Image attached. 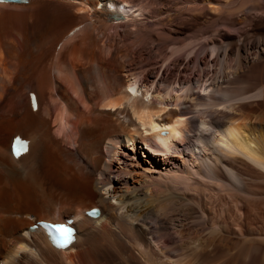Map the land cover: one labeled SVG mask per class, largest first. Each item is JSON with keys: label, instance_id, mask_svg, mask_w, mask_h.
Listing matches in <instances>:
<instances>
[{"label": "bare ground", "instance_id": "bare-ground-1", "mask_svg": "<svg viewBox=\"0 0 264 264\" xmlns=\"http://www.w3.org/2000/svg\"><path fill=\"white\" fill-rule=\"evenodd\" d=\"M181 1L0 2L2 264L204 260L210 251H198L201 242L190 237L189 244L182 239L183 231L172 237L165 230V210L176 203L173 198L179 205L190 201L197 207L205 196L229 198L241 227L245 212L236 197L245 193V182L236 164L243 162L264 175V85L239 74L248 71L247 65L249 71L260 65L264 39L249 48L242 43L240 26L234 28L237 42L223 39L216 28L208 32L213 25H233L230 19L218 21L232 8L224 0H189L186 6ZM250 1L245 14H264V0ZM167 2L170 6L162 9ZM242 5H233L239 25ZM200 13L216 16L197 28ZM152 48L159 60H151L147 52ZM249 49L256 57L252 62L246 57ZM207 53L211 59L205 62ZM204 64L212 66L208 78ZM221 84L241 86L237 90ZM201 86L220 96L200 100L192 90ZM194 110L190 124L203 130L191 124L194 129L187 134L186 115ZM15 134L28 140L27 151L18 158L9 152ZM183 137L196 158L192 163L202 169L198 174L210 183L194 180L193 172L181 167L147 180L119 157L123 153L118 147L137 141L163 154L176 153L172 145ZM211 165L220 172H213ZM91 206L99 208L97 218L83 214ZM66 217L74 218L75 240L63 250L52 247L39 228L28 229L35 220ZM149 235L162 243L159 252ZM218 242L228 247L226 240ZM218 247L214 245L213 254L219 253ZM256 256L251 258L256 261Z\"/></svg>", "mask_w": 264, "mask_h": 264}, {"label": "rangeland", "instance_id": "rangeland-1", "mask_svg": "<svg viewBox=\"0 0 264 264\" xmlns=\"http://www.w3.org/2000/svg\"><path fill=\"white\" fill-rule=\"evenodd\" d=\"M187 1V2H186ZM189 0H183L181 1V5H188ZM226 4L230 7L232 5V8L229 10H224V14H220V16L224 17V19L220 20H226L230 19L233 22V25L230 28H222L219 24L213 25L211 29H208V32L214 31L215 28L217 29V33H220L219 36L223 39H228L231 42H237L238 34L234 31L239 26L242 28L241 30L244 32L241 36L242 43L245 44V46L251 48L252 45H255L254 43H257L264 39V14L259 13H252L251 15L245 14V11L250 8V6L253 4L250 0L246 1L243 5L244 0H224ZM229 1V2H228ZM230 3V4H229ZM233 5L243 7L241 8L244 12L240 16L242 17V22L239 25L236 23L238 14L236 15V11L233 9ZM170 6V3H164L161 5L162 9H166ZM240 9V10H241ZM223 13V12H222ZM155 13H153L154 15ZM219 14V13H218ZM152 15V18L155 16ZM203 15V16H202ZM206 15V16H205ZM198 14V18L196 20L197 28L201 25L203 26L204 21L208 19V14ZM247 15V16H246ZM216 14L211 16L214 18ZM209 17V19L211 18ZM228 17V18H227ZM151 18V17H150ZM151 18V19H152ZM205 18V19H204ZM234 20V21H233ZM208 21V20H207ZM203 23V24H202ZM215 26V27H214ZM191 26L189 25V28ZM235 28V29H234ZM203 30V29H202ZM229 30V31H228ZM203 32L207 34V31ZM201 33V31H199ZM259 40V41H258ZM259 48H262L261 46ZM254 50L249 49L247 53V61L252 62L251 60L255 59V55L253 54ZM148 54L150 55V58H152V61H156L160 59V54L157 53L155 49H149ZM211 55L207 53L205 62L211 59ZM259 62L260 65L257 67L252 68V70L249 71V65L245 67V70H248L246 73L241 72L239 75L240 77L244 78L246 75L247 82L249 83H256L257 86L264 85V54L259 55ZM192 65V64H191ZM204 67V72L206 73V78L211 76V73L209 71L212 70V66L210 64H204L202 65ZM217 68V66L215 67ZM206 70V71H205ZM249 72V73H248ZM189 73V70L187 72L182 73L181 79ZM122 76L124 75V71H121L120 73ZM260 74V78L258 80ZM209 83V81L207 82ZM206 83V84H207ZM235 87L237 90L241 86V84H221L220 87L226 88V87ZM207 88L201 86V87H195L193 88V92L195 93V96H199L200 100L208 99L211 97H218L220 94L212 93L210 91L205 92ZM235 89V90H236ZM199 94V95H198ZM208 97V98H207ZM193 102V101H192ZM251 106V105H250ZM251 108V107H250ZM247 109V111L252 112L251 110ZM254 108V107H253ZM193 112V113H192ZM189 112L186 115V127H188L186 133L192 134V129H194V126L196 124L193 122L194 126L190 124V120L195 119L196 117V111ZM189 117V118H188ZM187 124L189 125L187 126ZM198 131H202L203 128L196 126ZM191 132V133H190ZM138 140V139H137ZM186 139L181 138L179 141H174V145H172L173 150H177L178 152H169L168 154H163L158 151L150 149V147L144 142L137 141L134 145H122L121 147H118V152L123 153V155L119 156L123 159L126 158V162L128 164L129 168H134L139 172L138 174L142 177H147V180H151V178L158 177L159 174L165 175L170 174L169 172H173L176 168H182L183 170H186L185 172H193L192 176L194 177V180L197 179L204 183H210V179L201 178V176L198 174V170H202L199 168L198 165H196V158L189 153V149L186 148ZM175 146V148H174ZM181 152V153H179ZM194 157V158H193ZM195 159V160H193ZM196 162V163H192ZM118 165L122 167V162H118ZM237 167L241 168L242 170V179L245 183L242 184L241 188L245 189V193H242L240 195V192L237 193L236 199L240 200L238 202V205L241 206V210L245 212V215L243 217V224L240 228H238V224L240 223L239 216L237 214V208L232 206L231 200L229 198H216V196L212 195V198L214 199H208L205 196L202 200H200V204L197 207V204H194L192 202H184L183 205L178 204V199L173 198V201L176 203L169 206L167 210H165L166 213V222L164 223L165 230L169 232L172 237H180L179 231H183L185 242L189 243L193 240H196V243H200L199 248H197L198 251L201 252H209L210 256L205 258L204 260L195 261L194 264H264V175L255 171L254 169L248 165H243V162H237ZM212 166V165H211ZM250 168V169H249ZM195 170V171H194ZM212 170H215L213 172H220V167L217 169L213 168ZM144 173V174H142ZM189 174V173H188ZM146 175V176H145ZM205 175V174H204ZM138 176V177H140ZM141 177V178H142ZM131 182V180H130ZM129 182V183H130ZM202 192V187H200ZM206 192V191H205ZM238 196H241V199H239ZM201 198V197H200ZM218 199V200H217ZM111 202H115L114 199H110ZM203 201V202H202ZM189 208V210L187 209ZM203 208V209H202ZM202 209V210H201ZM176 211V212H175ZM180 211V212H179ZM205 213H204V212ZM181 213L182 217L179 216V213ZM171 213L176 214L177 216H172ZM204 214H206L204 216ZM179 216V217H178ZM171 217V218H170ZM171 219V220H170ZM165 221V220H164ZM174 223V224H173ZM197 223V224H194ZM171 226V227H170ZM214 229V230H213ZM191 230H194L192 232ZM193 233V234H192ZM158 234L154 233V237L156 238ZM149 241L151 246L159 252V249L162 243L158 240H154L150 238L149 235ZM192 239H191V238ZM218 239H224L227 242L228 247L222 246L219 244ZM212 240V241H211ZM159 243L158 245L156 244ZM209 242V243H207ZM216 242V243H215ZM218 242V244H217ZM161 243V244H160ZM219 248V253H214L212 248L214 245ZM221 247H224L223 249ZM203 250V251H202ZM221 250V251H220ZM238 254V255H237ZM258 257H257V256ZM237 256V258H236ZM256 256L258 259L253 260L251 257ZM235 257V258H234ZM166 261H165V260ZM234 259V260H233ZM162 260V261H161ZM176 258L172 259H166L161 258L158 259L157 264H163L162 262H166L167 264H170L172 262H175ZM225 260V261H224Z\"/></svg>", "mask_w": 264, "mask_h": 264}, {"label": "snow or ice", "instance_id": "snow-or-ice-1", "mask_svg": "<svg viewBox=\"0 0 264 264\" xmlns=\"http://www.w3.org/2000/svg\"><path fill=\"white\" fill-rule=\"evenodd\" d=\"M129 91H132V89L130 88ZM23 150H26V148L22 145L19 138H17L16 147L14 149L15 155L19 156ZM61 232L65 237L67 236V229H61Z\"/></svg>", "mask_w": 264, "mask_h": 264}]
</instances>
